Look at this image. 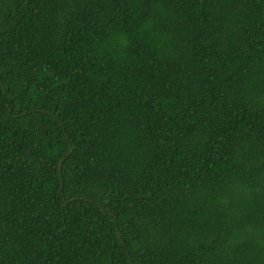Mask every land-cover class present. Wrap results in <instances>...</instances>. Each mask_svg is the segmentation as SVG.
<instances>
[{"label": "trees", "instance_id": "16d2710c", "mask_svg": "<svg viewBox=\"0 0 264 264\" xmlns=\"http://www.w3.org/2000/svg\"><path fill=\"white\" fill-rule=\"evenodd\" d=\"M0 264H264V0H0Z\"/></svg>", "mask_w": 264, "mask_h": 264}, {"label": "water", "instance_id": "95a60500", "mask_svg": "<svg viewBox=\"0 0 264 264\" xmlns=\"http://www.w3.org/2000/svg\"><path fill=\"white\" fill-rule=\"evenodd\" d=\"M58 165H59V162H58Z\"/></svg>", "mask_w": 264, "mask_h": 264}]
</instances>
